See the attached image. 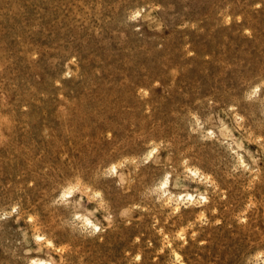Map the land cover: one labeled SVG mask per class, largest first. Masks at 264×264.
I'll use <instances>...</instances> for the list:
<instances>
[{
    "label": "rangeland",
    "instance_id": "obj_1",
    "mask_svg": "<svg viewBox=\"0 0 264 264\" xmlns=\"http://www.w3.org/2000/svg\"><path fill=\"white\" fill-rule=\"evenodd\" d=\"M42 263L264 264V0H0V264Z\"/></svg>",
    "mask_w": 264,
    "mask_h": 264
},
{
    "label": "bare ground",
    "instance_id": "obj_2",
    "mask_svg": "<svg viewBox=\"0 0 264 264\" xmlns=\"http://www.w3.org/2000/svg\"><path fill=\"white\" fill-rule=\"evenodd\" d=\"M152 150V149H151ZM150 154V153H149ZM192 172V174L196 175L197 173L194 170H190ZM163 181V180H162ZM167 182V180H166ZM164 182L162 185H166ZM162 183V182H161ZM162 187V186H161ZM177 198H180L181 200L187 199V201L189 202H194L196 201V195L194 193H179L177 195ZM199 198L205 200V196L201 195ZM185 201V200H184ZM86 222H88L89 224H92L94 226V228H97V225L93 224L89 219H86ZM38 238H41V236H37ZM47 243H50V241H47ZM35 261V260H34ZM47 263V262H46ZM43 264V263H42ZM45 264V263H44Z\"/></svg>",
    "mask_w": 264,
    "mask_h": 264
}]
</instances>
